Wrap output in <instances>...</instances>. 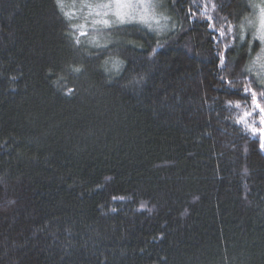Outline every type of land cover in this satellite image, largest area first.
<instances>
[{"label":"trees","instance_id":"trees-1","mask_svg":"<svg viewBox=\"0 0 264 264\" xmlns=\"http://www.w3.org/2000/svg\"><path fill=\"white\" fill-rule=\"evenodd\" d=\"M97 1L0 0V264H264L261 0Z\"/></svg>","mask_w":264,"mask_h":264},{"label":"rangeland","instance_id":"rangeland-1","mask_svg":"<svg viewBox=\"0 0 264 264\" xmlns=\"http://www.w3.org/2000/svg\"><path fill=\"white\" fill-rule=\"evenodd\" d=\"M158 3L162 6V0H98L94 13L99 21L110 19L116 23L141 22L146 27L160 31L164 30L163 26L156 27V24L161 19L154 16ZM253 14L249 26L253 28V36L260 43V52L255 56L250 70L264 84V0L257 3Z\"/></svg>","mask_w":264,"mask_h":264}]
</instances>
